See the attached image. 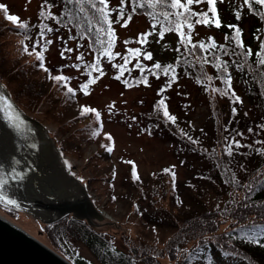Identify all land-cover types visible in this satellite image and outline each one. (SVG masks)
Listing matches in <instances>:
<instances>
[{
  "label": "rangeland",
  "instance_id": "1",
  "mask_svg": "<svg viewBox=\"0 0 264 264\" xmlns=\"http://www.w3.org/2000/svg\"><path fill=\"white\" fill-rule=\"evenodd\" d=\"M61 1L47 0V9H42L44 0H0V4L7 6L8 15L18 16L28 25L27 29L19 28L6 20L4 10L0 9L1 81L17 106L49 131L73 178L84 188L92 210L102 217L100 221L89 216L81 220L103 231L121 251L128 252L131 246L138 247L140 243H149L150 249L161 251L169 241L173 242L181 222L189 223L198 214L217 209L229 197L225 185L213 179L215 156L222 161L221 174L226 177L223 180L239 182L256 165L257 149H264V144L257 143L264 141L261 119L232 84L231 88L225 82L218 84L220 91H214L215 97L208 101L196 99L193 85L183 76L158 73L154 65L168 63L181 37L163 34L161 38L158 26L145 16H133L127 27H122L130 14L127 0L123 6L125 19L120 23L116 20L121 0H109V10L117 9L110 16L115 30L114 44L112 57L103 55L100 59L59 28L55 19L46 18L49 11L57 18ZM232 1L237 5L238 0ZM191 8L197 12L207 9L203 4ZM193 25L192 30L188 26L182 30L186 37L190 33L192 40L223 37L213 26ZM47 28L53 31L48 32ZM149 32L152 34L147 43L137 42L140 34ZM48 40L52 43L48 44ZM25 44L32 55L23 51ZM66 48L73 51L66 52ZM129 49H139L140 55ZM35 52L44 53L43 64L50 72L40 67ZM149 52L151 60L145 58ZM81 54L83 59H77ZM123 57L129 63L121 74L116 65L125 63ZM97 60L103 74L92 69L89 74L87 65ZM50 74L71 77L68 87L75 89V96L66 94L63 82L58 84L49 78ZM83 84L88 85V94L81 89ZM233 90L243 103H233ZM225 91L229 94L224 95ZM161 99L165 100L169 114L177 117L175 123L163 115V106L156 107ZM83 106L99 111V119L95 113L81 115ZM94 132L99 134L95 136ZM108 134L111 140L106 138ZM233 138L244 147H233V156H228L226 148ZM70 215L69 218H75ZM0 217L32 238L35 236L44 246L48 244L44 223L31 214L0 206ZM136 239L140 241L138 244ZM73 246L72 258L79 255L91 264H100L82 244ZM161 262L173 264L168 256Z\"/></svg>",
  "mask_w": 264,
  "mask_h": 264
},
{
  "label": "trees",
  "instance_id": "2",
  "mask_svg": "<svg viewBox=\"0 0 264 264\" xmlns=\"http://www.w3.org/2000/svg\"><path fill=\"white\" fill-rule=\"evenodd\" d=\"M61 2V10L54 20L55 24L70 33L73 39H76L80 44L82 43L83 48L85 46L96 59H100L103 56L101 53L107 45H102L99 41H106L108 37L96 31L101 25L96 24L94 10L87 3L80 5L75 2L69 3L68 0ZM135 2L136 0H127L132 17L145 16L164 34L179 35L178 31H165L169 20H166L163 15H157L156 18L153 15L175 10L159 4L150 7L145 3V0H138L139 3H144V7L136 6V10L133 12ZM201 4L206 6L205 12H207L209 5L206 0ZM237 5L232 0H228L226 3L225 0L223 3L217 0V14L209 12V18L214 20L218 16L221 27H215L214 23L209 25L223 36L222 39L210 38L200 42L191 39V44H188L182 42L180 38L172 58L168 63H162V68L157 69V72L167 76H183L193 85L196 99L198 97L208 101L215 97L213 89H217L218 84L224 83L230 76L231 84L239 90L240 97L249 103L264 125V65L259 62L261 58H264V50H262V46H264V6L253 4L250 9L245 0H238ZM81 7L85 9V12L80 11ZM192 11L195 10L192 9ZM237 12L240 13L239 20L236 18ZM87 19L92 20L91 32L87 31L89 28ZM169 19L174 20L175 17H169ZM195 19L196 17L193 18L192 23H195ZM228 25H236L240 28L239 39L243 41V48L239 47L237 41L233 39L235 29L229 28ZM246 26H248L247 30ZM103 27L107 28V25H103ZM213 40L216 47H208ZM200 43L205 44L208 50L191 47L192 44ZM112 49L113 46L111 51ZM247 49H252L251 55L244 54ZM257 53L260 55L257 56ZM205 58L207 63L204 62ZM169 65L172 68L165 74L164 68ZM91 72L90 69L89 73L91 74ZM209 77L211 79H208ZM213 170L214 181L219 185H225L229 197L217 209L208 210L207 213L205 211V214L195 216V219L189 223L181 222L182 225L178 231H175L173 242H168L169 245L166 244L161 251L147 250L149 245L145 246L141 243L138 244L139 248L131 246L133 248H130L128 252H120L112 243L111 238L103 231L72 217L61 219V221L55 222L56 224L52 223L53 225L43 226L46 242H48L45 245L57 252L58 255L61 253L60 256L65 260L71 263L74 261V264H90L79 255L72 258L73 245L76 243L82 244L100 264H162L160 259L164 256L170 257L173 264H264V155L259 153L256 165L239 182H233L231 179L223 180L225 176L222 177L221 174V170L223 171L222 161L217 156L214 157ZM246 185L247 187H245ZM225 225L227 227L222 231L221 227ZM201 241L203 242L201 243Z\"/></svg>",
  "mask_w": 264,
  "mask_h": 264
},
{
  "label": "water",
  "instance_id": "3",
  "mask_svg": "<svg viewBox=\"0 0 264 264\" xmlns=\"http://www.w3.org/2000/svg\"><path fill=\"white\" fill-rule=\"evenodd\" d=\"M0 95L11 97L0 77ZM21 129L9 126L0 113V180L7 198L16 205L0 206L31 214L44 225L70 215L101 218L94 213L84 188L73 178L47 129L18 106ZM19 174L22 178L12 179ZM0 264H69L61 256L0 217Z\"/></svg>",
  "mask_w": 264,
  "mask_h": 264
},
{
  "label": "snow or ice",
  "instance_id": "4",
  "mask_svg": "<svg viewBox=\"0 0 264 264\" xmlns=\"http://www.w3.org/2000/svg\"><path fill=\"white\" fill-rule=\"evenodd\" d=\"M69 3H77L80 5H83L85 3H87L90 8L92 10H94L95 13V20H96V24L101 25V27H98L96 29L97 32L99 33H103L104 35H106L108 37V39L106 41H99L102 45L106 44L107 47L104 49L103 53H101V55H106L109 58L112 57V51L111 48L113 46V37L115 36V30L112 27L113 21L110 19L111 16V12L112 11H117V9L113 8L111 10H109V0H68ZM205 0H145V3H147L150 7H155L157 4L162 5L165 8H170L173 9L175 11L173 12H162V13H154V18H156L157 15H163L165 17L166 20H169V24L168 27L165 29V31H178V34L181 37V41L184 43H188L191 44V34L189 33L187 35V37L185 36V33L181 30L184 26V24H187L188 28L190 30L193 29L194 25L192 23L193 18L196 17L195 19V23L196 24H204V25H209L214 23L215 27L219 28L221 27V21L219 19L218 16H216V18L210 19L209 18V12L216 15L217 14V0H206V3L209 5L208 11L205 12L203 10H201L200 12H195L192 11L191 7L194 4H201L204 3ZM220 3H223L224 0H219ZM124 3L125 0H121V7L118 10V18L116 20V23H120L121 20H124ZM245 3L248 5V7L251 9L253 4L256 5H260V6H264V0H245ZM99 5V6H98ZM136 6L139 7H144V3H139L138 0H136V2L134 3L133 9L132 11L135 12L136 10ZM48 7V2L47 0H44V3L41 5L42 9H47ZM0 9L4 10L5 15H6V20L12 22L14 25H17L19 28H23V29H27L28 25L24 22H21L20 18L16 15H8V9L7 6L4 4H0ZM81 12H85V9L83 7L80 8ZM41 15H44V12H41ZM175 17L174 20L169 19V17ZM46 18H52V19H56V17L53 15V13L51 11L48 12V15ZM86 18H87V14H86ZM236 18L237 20L240 19V13L237 12L236 14ZM132 19V15L129 14L127 17V20L121 25L122 27H127L128 22H130ZM59 22V21H58ZM87 22L89 24V28L87 29V31L91 32L92 31V20L91 19H87ZM103 25H107V28L103 27ZM229 28H234L235 29V36L233 37L234 40L237 41V44L239 47L243 48V41L240 40V36H241V30L238 26L236 25H228ZM48 32H52L53 29L52 28H47ZM152 33H142L140 34V38L138 39L137 42L139 43H147V37L149 35H151ZM163 32L160 33L161 38L163 37ZM44 32L41 31V36L43 37ZM28 37H26L27 39ZM48 44H51L52 41L48 40L47 41ZM125 43H127V41H125ZM39 44V41L37 42V45ZM191 47L193 49H196L197 47H199L200 49H203L205 51L208 50V47H216L215 45V41H212V44L208 47H206L205 44L200 43V44H192ZM221 48H223V46H220ZM47 50V48L45 47V51ZM262 50H264V46H262ZM23 51L29 55H32L33 52L29 51V47L27 44L24 45ZM66 52H71L73 51L72 48H66L65 49ZM129 52H133L135 53L137 56L140 55V50L139 49H129ZM37 57V59L39 61H41L40 67L43 68L44 71L46 72H50L49 69H47L46 67H44L43 61H44V53L43 52H35L34 53ZM245 55H251L252 54V49H247V52L244 53ZM116 55H120L119 53H117ZM257 56L260 55V53L256 54ZM61 56L64 57V53H61ZM146 59L151 60L152 59V54L149 52L146 54L145 56ZM77 59H83V55L81 54V56H78ZM125 63L123 65H116L117 68H119L121 70V74L123 73V70L126 68L127 63H129V60L127 57H123ZM205 63H207V59L205 58ZM262 65H264V58H261L259 61ZM72 67H79V65H71ZM87 67H89L90 69H92L93 71L96 72H100L101 74H103V69L100 68L99 66V61L97 60V62L92 63L87 65ZM154 67L156 69H161L162 65L157 63L154 65ZM221 67H223V65H221ZM172 68L171 65H169L168 67L164 68V72L165 74H167L169 72V70ZM90 74V73H89ZM49 78L54 80L55 82H57L58 84H61V86H64L67 88V92L66 94H71V96H75L76 92L75 89H73L72 87H68V81H70L72 78L71 77H67L65 75H49ZM117 79H119V76L117 77ZM174 79V77H173ZM208 79H211L210 77ZM95 79L92 80V83H95ZM146 83V81H144ZM171 80L169 82V86L171 84ZM127 83V82H126ZM225 83H227L229 85V88H231V77L229 76L226 80ZM87 84H83L81 85V89L85 91V94L87 93ZM163 91V90H161ZM213 91H220L219 89H213ZM224 95H228L229 93L227 91H225L223 93ZM232 97H233V103H243V100L235 94L234 90L231 93ZM161 106H163V115L170 120L172 123H175L177 120V117H175L174 115H170L167 109V105L165 104V100L161 99L157 102L156 107L160 108ZM236 109H233V112H235ZM0 113L4 114L5 119L7 120L8 124L10 127L16 129L17 131H19L21 129V126L23 124V121L20 119V113L17 110V106L14 105L13 102L10 101V97L4 96V95H0ZM87 113H95V116L97 117V119H99L100 117V112L97 111L96 109L87 107V106H83L82 107V111H81V115H85ZM261 128H264V125L260 126ZM248 131H252L251 128L248 129ZM181 132L183 133V130L181 129ZM98 132H94L93 135H98ZM184 135H187V133H183ZM238 135H243V133H238ZM107 139L111 140L112 137L110 134L107 135L106 137ZM190 140L192 139L191 137H188ZM195 142V141H193ZM257 143L260 144H264V141H257ZM233 147L239 148V147H244V145H241L240 142L238 140H236L235 138H233V141L231 144H229L226 148V153L228 156H233ZM249 147H251V145H249ZM108 151H112L111 147H107ZM257 152L260 153L261 155H264V149H257ZM132 163V162H129ZM175 167V166H173ZM171 169H165V172H170ZM173 176V182L175 181V173H172ZM12 179H18V178H22L19 174L14 175L11 177ZM136 179H139L138 176H136ZM6 181L4 180H0V203L6 204V205H16V201L7 198V196L4 194L3 189L5 187ZM247 187V185L245 186ZM245 207H247V205H245Z\"/></svg>",
  "mask_w": 264,
  "mask_h": 264
},
{
  "label": "bare ground",
  "instance_id": "5",
  "mask_svg": "<svg viewBox=\"0 0 264 264\" xmlns=\"http://www.w3.org/2000/svg\"><path fill=\"white\" fill-rule=\"evenodd\" d=\"M193 23H194V22H193ZM209 26H210V25H209ZM210 27H211V26H210ZM199 42H200V41H199ZM93 121H94V120H93ZM40 123H41V122H40ZM89 129H90V128H89ZM89 129H88V130H89ZM92 131H93V130H92ZM48 132H49V131H48ZM81 132H82V131H81ZM84 133H85V132H84ZM82 134H83V133H82ZM86 134H87V133H86ZM92 136H93V135H92ZM95 136H96V135H95ZM83 137H86V136H83ZM82 139H83V138H82ZM93 139H94V137H93ZM52 140H53V139H52ZM86 141H87V140H86ZM87 142H88V141H87ZM81 143H82V142H81ZM84 143H85V142H84ZM84 143H83V144H84ZM83 144H82V145H83ZM57 146H58V145H57ZM60 152H61V151H60ZM65 159H66V158H65ZM66 165H67V163H66ZM67 167H69V166L67 165ZM226 176H227V175H226ZM219 177H220V176H219ZM222 177H223V176H222ZM217 178H218V177H217ZM220 178H221V177H220ZM224 178H226V177H224ZM218 180H219V178H218ZM81 182H83V181H81ZM211 183H212V182H211ZM90 185H91V184H90ZM215 185H216V184H215ZM214 188H215V187H213V189H214ZM215 192H216V191H215ZM248 192H249V190H248ZM219 194H220V193H219ZM217 196H218V195H217ZM210 197H211V196H210ZM207 200H208V199H207ZM263 202H264V201H263ZM93 203H94V202H93ZM205 209H206V208H205ZM135 211H136V210H135ZM249 212H250V211H249ZM19 213H20V212H19ZM245 213H246V212H245ZM245 213H244V214H245ZM250 213H251V212H250ZM256 213H257V212H256ZM22 214H23V213H22ZM246 214H247V213H246ZM261 214H262V213H261ZM2 215H3V214H2ZM70 216H71V215H70ZM198 216H199V214H198ZM67 217H68V216H67ZM251 217H252V216H251ZM260 217H261V216H260ZM101 218H102V217H101ZM181 218H182V217H181ZM257 218H258V214H257ZM33 219H34V218H33ZM63 219H64V218H63ZM188 219H189V218H187V220H188ZM250 219H252V218H250ZM250 219H249V220H250ZM260 219H261V218H260ZM69 220H70V219H69ZM80 220H81V219H80ZM82 220H84V219H82ZM90 220H91V219H90ZM95 220H96V219H95ZM179 220H180V218H179ZM37 221H38V220H37ZM60 221H61V220H60ZM105 221H106V220H105ZM180 221H181V220H180ZM263 221H264V220H263ZM8 222H9V221H8ZM11 222H12V221H11ZM38 222H39V221H38ZM86 222H87V220H86ZM178 222H179V221H178ZM215 222H216V221H215ZM244 222H246V221H244ZM56 223H57V222H56ZM56 223H55V224H56ZM253 223H255V222H253ZM113 224H114V223H113ZM178 224H179V223H178ZM191 224H192V223H191ZM42 225H43V224H42ZM49 225H51V224H49ZM49 225H48V226H49ZM52 225H53V224H52ZM179 225H180V224H179ZM183 225H184V224H183ZM15 226H17V225H15ZM95 226H96V225H95ZM189 226H190V225H189ZM256 227H257V226H256ZM259 227H261V226H259ZM97 228H99V227H97ZM217 228H218V226H217ZM221 228H222V227H221ZM251 228H252V227H251ZM100 229H101V228H100ZM223 229H224V227H223ZM234 229H236V228H234ZM234 229H233V230H234ZM23 230H24V229H23ZM237 230H238V229H237ZM237 230H236V231H237ZM25 231H26V230H25ZM181 231H182V230H181ZM222 231H223V230H222ZM222 231H221V232H222ZM26 232H27V231H26ZM221 232H220V233H221ZM233 232H234V231H233ZM27 233H28V232H27ZM217 233L219 234V232H217ZM236 233H237V232H236ZM254 233H255V232H254ZM128 234H129V233H128ZM173 234H174V233H173ZM130 235H131V233H130ZM178 235H179V233H178ZM235 235H236V234H235ZM33 236H34V235H33ZM127 236H128V235H126V237H127ZM172 236H173V235H172ZM205 236H206V235H205ZM221 236H222V235H221ZM246 236H247V235H246ZM249 236H250V235H249ZM252 236H253V235H252ZM31 237H32V236H31ZM211 237H212V236H211ZM217 237H218V236H217ZM255 237H256V236H255ZM257 237H259V236H257ZM128 238H129V237H128ZM134 238H135V237H134ZM177 238H179V237H177ZM180 238H181V237H180ZM205 238H206V237H205ZM218 238H219V237H218ZM246 238H247V237H246ZM249 238H250V237H249ZM34 239H35V236H34ZM111 239H112V238H111ZM116 239H117V238H116ZM120 239H121V238H120ZM123 239H124V238H123ZM131 239H132V238H131ZM209 239H210V238H209ZM212 239H213V238H212ZM259 239H260V238H259ZM132 240H133V239H132ZM137 240H138V239H136V241H137ZM168 240H169V239H168ZM168 240H167V241H168ZM216 240H217V238H216ZM216 240H215V241H216ZM114 241H116V240H114ZM136 241H135V242H136ZM175 241H176V240H175ZM207 241H208V239H207ZM39 242H40V241H39ZM118 242H119V241H118ZM125 242H126V241H125ZM128 242H130V240H129ZM165 242H166V241H165ZM165 242H164V243H165ZM169 242H170V241H169ZM182 242H183V241H182ZM185 242H187V241H185ZM202 242H203V241H201V243H202ZM253 242H254V241H253ZM255 242H256V241H255ZM259 242H260V241H259ZM119 243H121V242H119ZM119 243H118V245H119ZM179 243H180V242H179ZM192 243H193V242H192ZM46 244H47V243H46ZM70 244H71V243H70ZM114 244H115V243H114ZM122 244H123V243H122ZM136 244H138V243L136 242ZM140 244H141V243H140ZM167 244H168V243H167ZM188 244H189V243H188ZM190 244H191V243H190ZM190 244H189V245H190ZM207 244H209V243H207ZM210 244H211V243H210ZM214 244H215V242H214ZM85 245H86V244H85ZM148 245H149V243H148ZM148 245H147V246H148ZM150 245H151V244H150ZM150 245H149V247H150ZM163 245H164V244H163ZM168 245H169V244H168ZM178 245H179V244H178ZM119 246H121V245H119ZM125 246H126V245H125ZM125 246H124V247H125ZM139 246H140V245H139ZM141 246H142V245H141ZM145 246H146V244H145ZM170 246H171V244H170ZM176 246H177V245H176ZM180 246H181V245H180ZM211 246H212V245H211ZM88 247H89V246H88ZM122 247H123V246H122ZM127 247H129V246H127ZM134 247H136V245H135ZM155 247H156V246H155ZM132 248H133V247H132ZM132 248H131V249H132ZM138 248H139V247H138ZM138 248H137V249H138ZM169 248H170V247H169ZM50 249H51V248H50ZM120 249H121V248H120ZM123 249L126 250L125 248H123ZM128 249H129V248H128ZM128 249H127V251H128ZM135 249H136V248H135ZM149 249H150V248L147 247V250H149ZM172 249H173V246H172ZM177 249H178V248H177ZM51 250H52V249H51ZM54 250H55V249H54ZM118 250H119V249H118ZM89 251H90V250H89ZM119 251L121 252V250H119ZM136 251H137V250H136ZM54 252H55V251H54ZM149 252H150V251H149ZM56 253H57V252H56ZM58 253H59V252H58ZM91 253H92V252H91ZM131 253H132V250H131ZM167 253H168V252H167ZM186 253H187V252H186ZM234 253H235V251H234ZM60 254H61V253H60ZM60 254H59V255H60ZM169 254H170V253H169ZM169 254H168V255H169ZM237 254H238V251H237ZM242 254H243V253H242ZM62 255H63V254H62ZM131 255H132V254H131ZM133 255H134V254H133ZM180 255H181V254H180ZM93 256H94V254H93ZM184 256H185V255H184ZM213 256H214V255H213ZM132 257H133V256H132ZM135 257H136V256H135ZM135 257H134V258H135ZM180 257H181V256H180ZM214 257H215V256H214ZM235 257H236V256H235ZM96 258H97V257H96ZM169 258H170V257H169ZM186 258H187V257H186ZM208 258H209V257H208ZM208 258H207V259H208ZM64 259H65V258H64ZM81 259H82V258H81ZM158 259H160V258L158 257ZM240 259H241V258H240ZM82 260H83V259H82ZM128 260H129V259H128ZM161 260H162V259H161ZM164 261H165V260H164ZM211 261H212V260H211ZM211 261H210V262H211ZM158 262H159V261H158ZM207 262H208V261H207ZM70 263H71V262H70ZM167 263H168V262H167ZM204 263H205V262H204ZM72 264H74V261H73ZM90 264H91V263H90ZM101 264H102V263H101ZM164 264H165V263H164ZM208 264H209V263H208ZM211 264H212V263H211ZM244 264H245V263H244Z\"/></svg>",
  "mask_w": 264,
  "mask_h": 264
}]
</instances>
